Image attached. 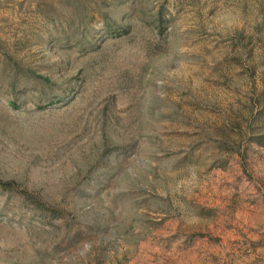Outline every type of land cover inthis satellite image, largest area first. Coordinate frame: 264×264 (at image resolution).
<instances>
[{
  "label": "rangeland",
  "instance_id": "1",
  "mask_svg": "<svg viewBox=\"0 0 264 264\" xmlns=\"http://www.w3.org/2000/svg\"><path fill=\"white\" fill-rule=\"evenodd\" d=\"M0 264H264V0H0Z\"/></svg>",
  "mask_w": 264,
  "mask_h": 264
},
{
  "label": "trees",
  "instance_id": "2",
  "mask_svg": "<svg viewBox=\"0 0 264 264\" xmlns=\"http://www.w3.org/2000/svg\"><path fill=\"white\" fill-rule=\"evenodd\" d=\"M4 186H7V185H9V184H11V183H2Z\"/></svg>",
  "mask_w": 264,
  "mask_h": 264
}]
</instances>
